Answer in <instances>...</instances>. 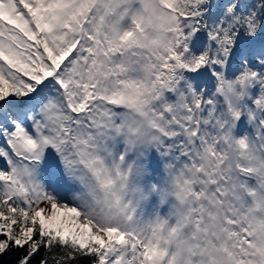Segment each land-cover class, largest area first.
<instances>
[{"label":"snow or ice","instance_id":"6c2138e0","mask_svg":"<svg viewBox=\"0 0 264 264\" xmlns=\"http://www.w3.org/2000/svg\"><path fill=\"white\" fill-rule=\"evenodd\" d=\"M264 264V0H0V264Z\"/></svg>","mask_w":264,"mask_h":264},{"label":"trees","instance_id":"16d2710c","mask_svg":"<svg viewBox=\"0 0 264 264\" xmlns=\"http://www.w3.org/2000/svg\"><path fill=\"white\" fill-rule=\"evenodd\" d=\"M15 257L14 256H5L3 258L4 264H12L14 261Z\"/></svg>","mask_w":264,"mask_h":264}]
</instances>
